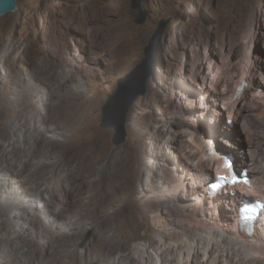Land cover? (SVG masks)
Returning <instances> with one entry per match:
<instances>
[{
  "label": "rangeland",
  "instance_id": "obj_1",
  "mask_svg": "<svg viewBox=\"0 0 264 264\" xmlns=\"http://www.w3.org/2000/svg\"><path fill=\"white\" fill-rule=\"evenodd\" d=\"M142 7V24L132 0H17L15 10L0 15V146L9 150L17 141L19 148H36L42 163H54L48 176L64 178L56 205L42 213L26 208V216L37 212L51 221L61 207L70 209L44 232L25 223L23 236L40 249L44 239L50 246L43 259L14 264H179L183 226L218 229L219 220L234 228L228 197H262L252 194L254 187L216 194L197 188L189 169L214 158V180L224 153L237 156L240 172L252 155L263 161L264 0H144ZM100 9L110 12L104 21L96 16ZM145 53L151 77L128 111L126 140L115 145L114 131L101 126L102 109ZM250 71L253 84L236 99ZM243 111L245 120L233 119ZM57 153L83 167L78 181L57 165ZM185 166L187 172L179 170ZM173 206L181 216L170 214ZM256 226L263 235L264 216ZM253 256L264 264V256Z\"/></svg>",
  "mask_w": 264,
  "mask_h": 264
},
{
  "label": "bare ground",
  "instance_id": "obj_2",
  "mask_svg": "<svg viewBox=\"0 0 264 264\" xmlns=\"http://www.w3.org/2000/svg\"><path fill=\"white\" fill-rule=\"evenodd\" d=\"M96 12L97 18L103 21L110 16V12L106 9H100ZM244 78L245 79L243 80L248 83L247 88L250 87L253 84L252 82L254 79L253 71H250L249 73L246 72V77ZM249 79L251 80L249 81ZM240 84H242V82ZM236 85H238V82ZM245 91L242 94L240 93L239 96H235V98L242 99ZM232 98H234V96H232ZM233 105L234 107L236 106V104ZM240 113L238 114L235 112V114L233 115V119H244V111L242 112V114ZM27 126L28 125L25 124L23 127L28 129ZM246 139L249 138L246 137ZM249 140L251 141V139ZM249 140L247 141V143L249 142ZM249 145L248 147L251 149H248L253 152L252 154H254L259 148L257 147L258 145L256 146L253 144V147H250ZM263 151L264 148H262L261 152L259 149L260 155L263 157L262 162L259 161V157L254 158L251 154L252 156L249 160L250 163L245 162L241 167L242 170H245L246 172L248 170L251 171L253 180L248 179L250 185L241 184L235 187H242L243 189L254 187L255 191L252 194L262 193V196L264 195ZM66 154L60 153L58 155L57 165L60 168L64 167L65 171L68 172V177H71V179L76 182L78 181L80 175H82L79 172L81 171L80 167L82 169L83 167L80 164H77L76 167V162L74 161L73 157L67 156ZM42 156L43 154H41L36 148H30L28 150L19 148L17 146V141H14L12 149L9 150L0 146V180L4 181L3 183H0V192H2V198L0 199V234L2 232H5V236L0 238V264H14L15 262L20 261H30L36 255L43 259V251L47 250V245L50 244L49 241H46L44 239L45 249H40L38 242L34 238L29 239L26 238L27 236H23L22 231H24L26 228L24 224L34 223V227H37L36 229H39V232L41 231L40 228H42L44 232L48 229H51L52 223L58 220L60 216L68 213L70 210L68 209L69 207H61V210L57 211V214L53 217V219H51V221L46 220L48 218H42V215L37 214V212H32L33 218L26 216L28 208H33L34 210L37 209L42 213L45 211L46 206L50 204L55 206L56 200L61 196L59 194V189L60 185L63 183L64 178L61 175L55 176L54 174L52 176H48V171L51 169L52 165L54 166V163H52V165L48 163H42ZM213 159L214 158L208 159L206 162L201 159L196 165V172H194V168L192 167L191 169H189L193 178L192 180L196 182L195 184L197 188H199L198 184H200V186H202L206 190L208 188V184L210 182H214L215 179L212 180V170H210L212 169V164L210 162L213 161ZM36 164H39V166H37L34 171H31L32 166H35ZM223 164L224 161H221L218 164L219 167L216 169V175L218 173L224 172L222 166ZM74 167L78 168V171L77 169H75V172H73ZM188 168L189 166H185V168L181 167L179 170H181L182 172H187ZM236 172H239L238 175L240 176L243 175V173L240 172L238 169H236ZM14 174H16V176ZM85 177L87 178L89 177V175H83L81 176V179H86ZM246 177H248V173L246 174ZM196 180L199 182H197ZM96 183L98 184V182ZM89 188L94 190L96 188V185H91ZM178 188H180V184L175 185L174 189L177 190ZM242 197L243 196L241 195V193L234 192L228 197L227 200L229 201V203L232 204V211L236 212L237 214V216H235L234 218V222L236 224L234 228L236 231L234 230V228L230 229V227H226L225 221L219 220L215 221V225H217L218 229H214L215 227L208 228L207 225L201 226L198 224H194L191 220V223L189 225H185V227L181 226L182 228H185V230H183L182 237L181 235H178V237L180 238L178 239L176 244V247L178 248V250H180V255L178 259L179 264H199V262L211 264L214 261L216 262L218 258L220 259L219 264H261L263 262L262 260L254 257L253 255L261 254V256H264V252L262 253L264 247V234L262 235L258 231V227L256 225L254 226L252 234L243 233L240 231L239 228H237L238 214L242 205V203L238 204V200H240ZM244 199L246 198H242L243 201ZM29 201H31L33 204H28ZM248 201H252V199L249 198ZM165 205L166 204L163 200H159L156 203V206L158 208H164ZM179 212L182 211L177 207L173 206L170 208V214L174 216H181L182 213L180 214ZM104 214L100 213L97 215V217L100 220H105L106 214L105 217ZM9 215H11V218H9ZM112 215L114 214H111L110 216ZM5 217H7V219H5ZM258 222H260V219L258 220ZM14 223H16V225L18 224L19 226H21V229L18 227L21 231L15 229ZM70 225L74 226V223H72L71 221ZM23 233H25V231ZM162 234L164 233L162 232ZM164 235L167 238L170 237L169 232H167L166 230ZM70 236L71 234L68 233L61 234V237L63 239H67ZM7 246H9L10 248L8 249ZM200 248L203 250L202 254H200ZM198 255H201L200 259H196L195 261V258ZM192 257L193 259L190 260ZM133 262L134 260L130 264H134Z\"/></svg>",
  "mask_w": 264,
  "mask_h": 264
},
{
  "label": "water",
  "instance_id": "obj_3",
  "mask_svg": "<svg viewBox=\"0 0 264 264\" xmlns=\"http://www.w3.org/2000/svg\"><path fill=\"white\" fill-rule=\"evenodd\" d=\"M143 1L144 0H132V7L139 12L136 19L137 24H142L147 18V13L142 7ZM16 8L17 0H0V15L11 12ZM166 24L167 20H163L158 35L163 32ZM150 77L149 55L145 53L144 61L120 83L117 92L109 98L107 104L102 109L101 126L102 128L112 129L114 131L112 142L115 145H120L126 140V119L128 111L135 101L145 94L146 83ZM223 156L238 169V159L235 154L224 153Z\"/></svg>",
  "mask_w": 264,
  "mask_h": 264
},
{
  "label": "snow or ice",
  "instance_id": "obj_4",
  "mask_svg": "<svg viewBox=\"0 0 264 264\" xmlns=\"http://www.w3.org/2000/svg\"><path fill=\"white\" fill-rule=\"evenodd\" d=\"M233 183H236L237 181L234 179L232 181ZM213 188L216 187V185H212ZM261 208H264V205H260ZM241 219L244 221H250L253 219V213L255 211L254 208L250 207L249 205H245L243 208H241Z\"/></svg>",
  "mask_w": 264,
  "mask_h": 264
},
{
  "label": "clouds",
  "instance_id": "obj_5",
  "mask_svg": "<svg viewBox=\"0 0 264 264\" xmlns=\"http://www.w3.org/2000/svg\"><path fill=\"white\" fill-rule=\"evenodd\" d=\"M242 83L245 85V86H244V89H243V91H242V93H243V92L245 91V89L247 88L248 83H247L246 81H244V82L242 81ZM239 85H240V84H239ZM239 85H238V87H239ZM238 87H237V89H238ZM237 91H238V90H236V94H237ZM235 96H236V95H235ZM230 124H231V123H230ZM242 171H243V170H241V172H242Z\"/></svg>",
  "mask_w": 264,
  "mask_h": 264
}]
</instances>
